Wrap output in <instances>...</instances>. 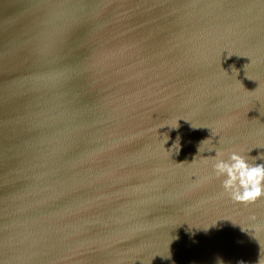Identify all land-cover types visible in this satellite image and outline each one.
<instances>
[{
	"label": "water",
	"instance_id": "95a60500",
	"mask_svg": "<svg viewBox=\"0 0 264 264\" xmlns=\"http://www.w3.org/2000/svg\"><path fill=\"white\" fill-rule=\"evenodd\" d=\"M212 146L264 163V0H0V264H258Z\"/></svg>",
	"mask_w": 264,
	"mask_h": 264
},
{
	"label": "clouds",
	"instance_id": "9594fccd",
	"mask_svg": "<svg viewBox=\"0 0 264 264\" xmlns=\"http://www.w3.org/2000/svg\"><path fill=\"white\" fill-rule=\"evenodd\" d=\"M213 149V174L222 178L221 187L232 201L254 202L264 196V163L252 162L235 150L226 151L212 146L208 151ZM258 264H264V259L259 260Z\"/></svg>",
	"mask_w": 264,
	"mask_h": 264
}]
</instances>
